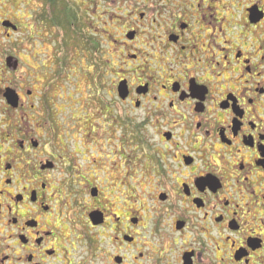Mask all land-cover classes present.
<instances>
[{"label": "flooded vegetation", "instance_id": "af4514ba", "mask_svg": "<svg viewBox=\"0 0 264 264\" xmlns=\"http://www.w3.org/2000/svg\"><path fill=\"white\" fill-rule=\"evenodd\" d=\"M20 2L0 0V264H264V0H45L107 55L77 141Z\"/></svg>", "mask_w": 264, "mask_h": 264}, {"label": "rangeland", "instance_id": "374dc122", "mask_svg": "<svg viewBox=\"0 0 264 264\" xmlns=\"http://www.w3.org/2000/svg\"><path fill=\"white\" fill-rule=\"evenodd\" d=\"M51 9L52 11L47 8L45 0H21L20 17L25 24L30 25L26 31L33 33L35 44V49L30 52V58L28 56L26 58L29 66L36 70L41 63L49 67L46 75L36 72L34 80L37 84L38 97L41 95L47 97L46 103L48 109L52 111L50 113L52 121L70 126L71 132L67 135L70 140H89L84 128L79 130L74 129V126L91 123L89 114H82L81 105L82 102H87L90 99L89 95L92 94L90 90L94 85L93 63L98 59L104 62L102 58L107 55L98 54L96 59L93 52L85 50L76 24L50 25L49 21L53 19V11L55 12L54 7ZM92 99L95 100L93 97ZM80 131L83 136L82 134L79 136ZM90 137V140H94V133Z\"/></svg>", "mask_w": 264, "mask_h": 264}, {"label": "trees", "instance_id": "16d2710c", "mask_svg": "<svg viewBox=\"0 0 264 264\" xmlns=\"http://www.w3.org/2000/svg\"><path fill=\"white\" fill-rule=\"evenodd\" d=\"M55 17V16H54ZM53 17V20L51 21V24L52 25H57V26H59V25H65V26H69L70 25V23H71V18L67 15L65 18H59V17H55L54 18ZM59 20H60V22H59Z\"/></svg>", "mask_w": 264, "mask_h": 264}]
</instances>
